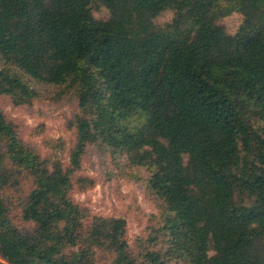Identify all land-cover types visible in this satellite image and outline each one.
Returning a JSON list of instances; mask_svg holds the SVG:
<instances>
[{
    "label": "trees",
    "instance_id": "trees-1",
    "mask_svg": "<svg viewBox=\"0 0 264 264\" xmlns=\"http://www.w3.org/2000/svg\"><path fill=\"white\" fill-rule=\"evenodd\" d=\"M0 55V95L15 106L37 82L74 91L80 108L67 169L0 108V264H97L99 250L112 264H264V0H0ZM95 144L148 172L165 207L149 239L159 251L133 255L125 219L71 198ZM23 178L28 194L9 198Z\"/></svg>",
    "mask_w": 264,
    "mask_h": 264
},
{
    "label": "rangeland",
    "instance_id": "rangeland-1",
    "mask_svg": "<svg viewBox=\"0 0 264 264\" xmlns=\"http://www.w3.org/2000/svg\"><path fill=\"white\" fill-rule=\"evenodd\" d=\"M98 19H107L104 9L94 11ZM171 12L163 14L157 22L172 19ZM242 22L234 14L221 24L229 34H235ZM5 66L0 55V69ZM37 90L31 105L15 106L11 98L0 95V108L6 118L15 125L20 139L50 163L60 162L64 169L71 166L70 154L76 143V129L71 125L80 114L79 99L74 91L33 82ZM148 172L132 166L125 156H120L100 144L90 145L82 158L81 168L72 176L71 198L86 209L91 217L123 218L127 222L126 239L133 255L149 248L159 251L160 243L151 246L149 239L163 224L165 207L147 187ZM29 178H23L22 191L8 192L9 198L17 200L31 189ZM20 194V195H19ZM11 195V196H10ZM18 204V203H17ZM12 217L20 225L21 209L12 207ZM97 264H112L108 253L97 251ZM168 264H184L172 261Z\"/></svg>",
    "mask_w": 264,
    "mask_h": 264
}]
</instances>
